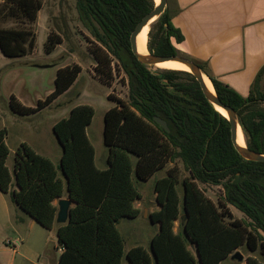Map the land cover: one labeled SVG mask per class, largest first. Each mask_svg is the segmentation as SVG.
I'll return each mask as SVG.
<instances>
[{
  "label": "trees",
  "instance_id": "1",
  "mask_svg": "<svg viewBox=\"0 0 264 264\" xmlns=\"http://www.w3.org/2000/svg\"><path fill=\"white\" fill-rule=\"evenodd\" d=\"M42 7L43 0H3L0 22L15 19L18 23L0 24V50L5 56L33 52L34 24ZM76 7L98 44L93 52L101 75L112 76L115 59L128 76L129 99L110 94L116 104L105 112L108 166H97L87 132L94 107L79 103L53 126L62 148L58 164L21 142L11 172L8 130L0 128V190L39 224L55 227L62 249L56 264H122L124 257L128 264H224L236 261L233 254L241 247L252 254L235 264H264V161L247 160L237 151L231 122L206 98L192 73L159 69L154 74L132 50L131 34L156 7V0H76ZM183 40L167 8L150 25L152 53L180 54L177 44ZM62 41L59 34L50 33L46 52H53ZM81 72L79 63L60 66L55 89L45 99L29 106L12 94L10 105L21 115L38 113L67 93ZM209 77L221 101L238 112L249 148L264 153V65L248 96ZM156 116L167 121L169 130ZM181 164L187 172L182 178ZM168 165L166 174L154 181L160 208L150 213L151 222L159 226L151 249L136 245L126 251L117 224L141 212L135 206L142 194L134 176L147 181ZM200 183L222 185L223 197L215 202ZM65 194L74 205L69 219L61 223L54 201ZM230 205L246 217L234 216ZM183 214L186 220L181 219L176 230Z\"/></svg>",
  "mask_w": 264,
  "mask_h": 264
},
{
  "label": "rangeland",
  "instance_id": "2",
  "mask_svg": "<svg viewBox=\"0 0 264 264\" xmlns=\"http://www.w3.org/2000/svg\"><path fill=\"white\" fill-rule=\"evenodd\" d=\"M2 2L3 0H0V4ZM0 24L18 26L15 19H7ZM34 30L36 44L32 53L25 56L8 57L0 50V128L8 130L7 144L10 148L8 166L10 168L14 166L15 150L21 142H27L36 151L50 157L58 164L62 148L53 126L60 118L68 116L73 106L87 103L95 110L87 132L96 150V164L104 168L108 154L104 143V117L105 112L116 104L109 95L127 101L129 99L128 76L119 69L115 59L111 64L112 76L101 75L97 69V61L93 52L98 44L81 22L76 0H43V7L39 11ZM52 32L59 34L63 41L53 52L47 53L45 44L48 35ZM72 63H79L82 66V72L67 93L62 94L50 106L35 114L21 115L12 109L10 105L12 94H15L25 105L36 106L40 99H45L55 89L58 68ZM170 165L147 181H139L134 176L135 185L142 194L136 204H140L142 209L145 206L152 209L157 207L154 181L157 177L164 176ZM181 168L182 178L187 172L182 164ZM200 186L215 202H218L219 198L224 195L222 185L200 183ZM179 189L181 192V185ZM230 208L234 216L246 217L236 207L230 205ZM23 211L18 208L15 210L20 215L23 214L26 219L25 224L17 222L16 217H14V222L6 223L5 228L0 224V238H4L8 243L11 241L17 246L18 251L14 256L13 264H56L60 249L54 228L48 229L39 223H36L35 228L28 226V221L32 218H29V214ZM142 214L141 212V217H143ZM143 221L144 224L148 223L147 218ZM129 223L141 226V219L133 221L124 217L119 221L118 227L126 239V249L131 246L127 230ZM180 223L181 218L176 221V230L179 229ZM143 227L145 235L148 231L151 234L157 231V226L153 223L149 225L150 230H147L145 225ZM18 236L22 239H18ZM238 250L244 255L243 262L246 261L248 255L252 254L246 247ZM235 260L224 264H235L238 259L235 258Z\"/></svg>",
  "mask_w": 264,
  "mask_h": 264
},
{
  "label": "crops",
  "instance_id": "3",
  "mask_svg": "<svg viewBox=\"0 0 264 264\" xmlns=\"http://www.w3.org/2000/svg\"><path fill=\"white\" fill-rule=\"evenodd\" d=\"M167 9L174 25L184 35V40L177 44L179 53L204 63L208 75L228 84L243 96H248L258 71L264 65V0H167ZM105 160L107 167V155ZM10 170L13 172V167ZM61 198L68 196L65 194ZM59 199L54 203L58 205ZM136 202L135 206L143 213V217L140 212L129 219H141V226L129 223L127 230L131 246L126 249L125 239V250L141 245L150 251L151 240L156 232L151 234L148 231L145 235L143 226L150 230V213L158 210L160 205L156 200V208L145 206L142 209ZM16 208L22 210L9 193L0 190V224L4 228L6 223L14 222V217L17 222L25 224L26 219L22 213L15 212ZM29 218L32 219L27 225L35 228L38 222L31 216ZM144 218H147L148 223H143ZM154 225L158 230V224ZM18 239L22 238L18 236ZM59 249L61 253L62 249ZM17 251V246L11 241L8 243L0 238V264H13ZM122 264H128L126 257Z\"/></svg>",
  "mask_w": 264,
  "mask_h": 264
},
{
  "label": "water",
  "instance_id": "4",
  "mask_svg": "<svg viewBox=\"0 0 264 264\" xmlns=\"http://www.w3.org/2000/svg\"><path fill=\"white\" fill-rule=\"evenodd\" d=\"M166 8H167V0L156 1V7L150 13H148L137 25V27L131 34V44H132V50L134 54L136 55L138 60L154 74H159L158 70L162 69L156 66L158 63H161V62L177 61V62L187 65L189 67V70H186V71L192 73L196 77V79L200 82L206 98L210 101L212 105H214L220 112H222V114L226 116L231 122L232 140H233L234 146L236 147L237 151L247 160L264 161V153H261V152H258V151H255L249 148L244 130H243V133L245 137V145H241L238 142L239 126H242L240 123L238 112L233 107L226 105L225 103L221 101L220 97L218 96L216 92L214 85H213L214 91H212L208 87L204 76L207 75L209 77V75L207 74L205 69H203L196 61L186 56H183L181 54L157 55L155 53L150 52L149 46H147L148 53H142L139 51L138 45H137L138 34L145 28V26H147L148 24L151 25L154 21H156L161 16V14L166 10ZM163 82L168 83V80L163 79ZM173 88H174L173 86H170V89H173ZM155 119L164 128L169 130L167 121L160 118L159 116H156ZM72 203L73 201L69 198H60L58 200L59 209H58L57 217H56L58 222L63 223L69 219L70 207ZM186 217H187L186 214H183L181 216L182 223L185 222ZM233 258H237L239 261H243L244 255L241 253V251L237 250L233 254Z\"/></svg>",
  "mask_w": 264,
  "mask_h": 264
},
{
  "label": "bare ground",
  "instance_id": "5",
  "mask_svg": "<svg viewBox=\"0 0 264 264\" xmlns=\"http://www.w3.org/2000/svg\"><path fill=\"white\" fill-rule=\"evenodd\" d=\"M156 1H159V0H156ZM149 29H150V24L145 26V28L137 36L138 49L142 53H148L147 46H148ZM156 66L160 68H165V69L189 70V67L187 65L177 62V61L161 62V63H158ZM204 78H205V81L208 87L212 91H214V87H213V84L210 78L207 75H205ZM238 142L241 145H245V137H244L242 126H239Z\"/></svg>",
  "mask_w": 264,
  "mask_h": 264
}]
</instances>
